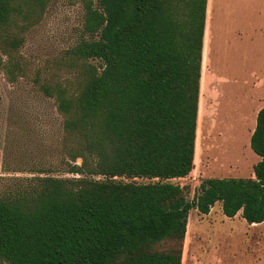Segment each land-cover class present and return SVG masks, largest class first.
Listing matches in <instances>:
<instances>
[{"label": "trees", "instance_id": "trees-1", "mask_svg": "<svg viewBox=\"0 0 264 264\" xmlns=\"http://www.w3.org/2000/svg\"><path fill=\"white\" fill-rule=\"evenodd\" d=\"M49 2L0 0L8 83L26 75L19 50ZM206 3H85L83 36L61 60L75 81L38 84L61 118L62 171L75 177L38 170L0 192V264H182L189 212L217 202L229 219L264 223V105L249 143L260 157L253 177L205 179L190 202L171 182L197 158Z\"/></svg>", "mask_w": 264, "mask_h": 264}, {"label": "rangeland", "instance_id": "rangeland-1", "mask_svg": "<svg viewBox=\"0 0 264 264\" xmlns=\"http://www.w3.org/2000/svg\"><path fill=\"white\" fill-rule=\"evenodd\" d=\"M88 1L97 5V0H50L19 50L26 75L11 84L0 69V192L38 170L75 177L62 171L61 118L38 84L75 81L61 60L83 36ZM211 16L197 158L187 177L171 180L185 189L189 202L205 179L253 177L257 155L249 132L264 102V0H213ZM188 219L182 264H264V223L249 225L241 212L229 219L220 202L207 215L191 210Z\"/></svg>", "mask_w": 264, "mask_h": 264}, {"label": "crops", "instance_id": "crops-1", "mask_svg": "<svg viewBox=\"0 0 264 264\" xmlns=\"http://www.w3.org/2000/svg\"><path fill=\"white\" fill-rule=\"evenodd\" d=\"M212 4H213V0H207V3H206V14H205V28L207 27V34H208V26H209V34H210V23H211V15H212ZM204 28V29H205ZM204 37V36H203ZM209 37H211V35L209 36ZM206 45H207V43H206ZM207 47V46H206ZM203 50V49H202ZM209 50V49H208ZM206 54V53H205ZM263 105H264V102L256 109V111H255V113H254V118L256 119V115H257V113H258V111L263 107ZM255 119H254V122H253V126H252V129H251V131L249 132V138L251 137V135H252V132H253V130H254V128H255V123H256V121H255ZM258 161H260V157L259 156H257V159H256V161H255V164L258 162ZM240 213V212H239ZM239 213H237V215L239 214Z\"/></svg>", "mask_w": 264, "mask_h": 264}, {"label": "bare ground", "instance_id": "bare-ground-1", "mask_svg": "<svg viewBox=\"0 0 264 264\" xmlns=\"http://www.w3.org/2000/svg\"><path fill=\"white\" fill-rule=\"evenodd\" d=\"M205 63H206V62H205ZM206 65H207V63H206ZM205 82H206V80H205ZM202 115H203V112H202V114H201V122L204 121V120H202V119H203V118H202Z\"/></svg>", "mask_w": 264, "mask_h": 264}]
</instances>
